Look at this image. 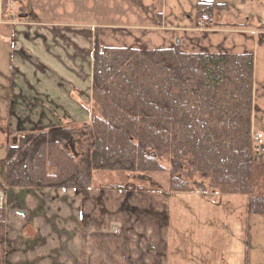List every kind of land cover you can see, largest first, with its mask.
Listing matches in <instances>:
<instances>
[{"label": "trees", "instance_id": "trees-1", "mask_svg": "<svg viewBox=\"0 0 264 264\" xmlns=\"http://www.w3.org/2000/svg\"><path fill=\"white\" fill-rule=\"evenodd\" d=\"M8 1L1 0L3 18ZM220 7L198 1L196 20L209 25ZM92 59L90 121L22 133L15 145L6 141L0 191L91 189L97 171L138 173L160 190L151 174L165 172L169 191L191 192L199 178L211 192L245 195L247 212L264 215V143L255 142L251 123V53H194L179 44L106 47L95 35ZM99 189L145 187L126 182ZM5 222L0 208V264Z\"/></svg>", "mask_w": 264, "mask_h": 264}, {"label": "crops", "instance_id": "crops-1", "mask_svg": "<svg viewBox=\"0 0 264 264\" xmlns=\"http://www.w3.org/2000/svg\"><path fill=\"white\" fill-rule=\"evenodd\" d=\"M181 1L24 0L25 16L20 18V22L0 23V46L4 49L5 67L3 72L0 71V122L3 123L0 136L3 141H7L8 134L12 143H17L22 133L87 124L93 111L95 35L99 43L106 47L154 49L180 44L175 36L184 32L185 28L174 17L181 14ZM198 1L221 5L213 13V23L205 28L195 19ZM246 2L239 1L245 16L240 23L225 19L224 16L230 12L228 4L216 0H195L193 50L188 51L253 55V128L254 113L256 117L258 112L264 115V27H261L263 21L260 19L257 26L248 23ZM183 44L181 48L187 50ZM37 190H70L80 199L87 194L96 197L94 192H99L88 189ZM108 192L111 198H122L105 204L109 213L121 212L124 206L133 211L145 208L146 218L94 217L95 228L89 236V247L64 250L58 263L171 264V219L167 218V202L156 199L161 194L145 192L149 199L141 207H136L134 201L130 204L122 201L132 197L134 191ZM204 203L210 204L208 201ZM84 216L79 211L78 218L84 220ZM137 223L147 225L144 235L133 231V228L137 230ZM227 255L230 257L231 251H227ZM43 256L47 255L40 257ZM199 258L200 264H207L214 258V252L193 251V264H199ZM241 262L239 260V264ZM38 264L50 262L41 259Z\"/></svg>", "mask_w": 264, "mask_h": 264}, {"label": "rangeland", "instance_id": "rangeland-1", "mask_svg": "<svg viewBox=\"0 0 264 264\" xmlns=\"http://www.w3.org/2000/svg\"><path fill=\"white\" fill-rule=\"evenodd\" d=\"M23 1L9 0L3 18L0 0V23L20 22L22 18L20 15L25 12ZM216 1L230 6V12L224 16L225 19L240 23L244 21L245 16L242 15V7L239 5L240 0ZM193 3L195 0H182L181 14L174 17V20H179L182 28H185L184 32L175 36L176 41H180L179 45L184 43L187 50H193ZM245 13L246 17H249L248 23L252 26H257L260 21L264 22V0H247ZM198 22L202 28L207 27L204 20ZM3 61L4 49L1 45V72L5 70ZM1 84L0 79V93ZM256 115L257 117L254 113L252 119L255 125L252 128L253 133L255 136L260 133L262 135L260 141L264 143V115L260 112ZM0 126L3 127L2 122ZM0 135L2 136L1 130ZM1 136L0 183H3L6 147ZM9 137H11L10 134H8L7 143L15 145L16 143H12ZM255 142L259 143L257 140ZM261 155V151H258L256 159H260ZM160 162L166 165L165 160ZM151 175L160 182V190L152 189L146 181L137 179L138 173L97 171L93 174V186L88 189L99 191L94 192L96 197L87 194L80 199V196L70 190L10 188L4 194L0 192L2 197L0 207L6 210L5 252L7 256L4 257V263L6 261V264H38V261L43 259L50 264H60L58 262L61 261L64 250H84L89 247V236L95 228L94 217L146 218L145 208H137L133 211L124 206L121 212L109 213L107 209L109 202L114 203L122 198H118L119 196L111 198L112 195L108 191L122 190L99 189L108 184L122 185L132 182L145 189L132 190L135 194L122 201L128 204L134 201L135 206L139 207L146 199H149L145 192L153 191L161 194L156 198L159 202H167V218L171 219V264H193L195 250L214 252V258L207 264H239V260L242 264H264V215H253L247 212L245 195L211 192L207 183L199 178H196L192 184L193 191L172 192L168 190V178L165 172H156ZM203 201H208L210 204ZM79 211L85 214L84 220L78 218ZM136 228L137 230L133 228V231L139 235L147 232V225L137 223ZM149 249L152 250L150 245ZM227 251H231L230 257ZM41 255L47 256L40 257ZM198 262L200 264V258Z\"/></svg>", "mask_w": 264, "mask_h": 264}, {"label": "built area", "instance_id": "built-area-1", "mask_svg": "<svg viewBox=\"0 0 264 264\" xmlns=\"http://www.w3.org/2000/svg\"><path fill=\"white\" fill-rule=\"evenodd\" d=\"M262 135L260 133H257L255 136V139L258 140L260 142ZM1 197V196H0ZM1 200V199H0Z\"/></svg>", "mask_w": 264, "mask_h": 264}, {"label": "water", "instance_id": "water-1", "mask_svg": "<svg viewBox=\"0 0 264 264\" xmlns=\"http://www.w3.org/2000/svg\"><path fill=\"white\" fill-rule=\"evenodd\" d=\"M24 16H25V15H23V14H22V15H20V17H24ZM176 42L178 43V40H177ZM71 146H72V145H71ZM72 148H73V147H72Z\"/></svg>", "mask_w": 264, "mask_h": 264}, {"label": "bare ground", "instance_id": "bare-ground-1", "mask_svg": "<svg viewBox=\"0 0 264 264\" xmlns=\"http://www.w3.org/2000/svg\"><path fill=\"white\" fill-rule=\"evenodd\" d=\"M0 199H2V197H0Z\"/></svg>", "mask_w": 264, "mask_h": 264}]
</instances>
